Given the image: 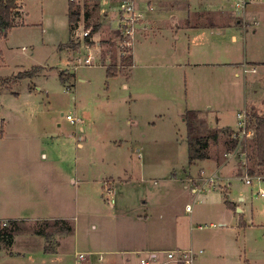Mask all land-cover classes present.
<instances>
[{"label":"rangeland","instance_id":"rangeland-1","mask_svg":"<svg viewBox=\"0 0 264 264\" xmlns=\"http://www.w3.org/2000/svg\"><path fill=\"white\" fill-rule=\"evenodd\" d=\"M71 2L81 11L78 49L66 47ZM134 2L149 22L130 50L120 46V0H23L14 26L0 32L1 80L39 69L0 89V219L8 229L15 222L12 250L27 253L8 254L0 239V264L51 258L44 237L29 234L40 229L65 237L60 256L69 264L79 252L97 258L139 245L158 252L202 248L210 257L226 240L225 247L234 244L231 254L205 264H264V180L253 175L247 183L244 162L226 153L228 136L211 139L207 150L220 168L213 160L190 163L188 144L191 112L204 114L197 125L204 136L235 128L244 109L264 115V0L247 8L240 26L236 17L244 12L232 0ZM208 7L235 21L188 28L194 10ZM88 28L91 37L104 33L102 54L86 44ZM254 163L252 157L249 167ZM216 172L215 187L192 191L191 178L201 183L202 173ZM50 217L70 219L74 232L58 233L63 220H44Z\"/></svg>","mask_w":264,"mask_h":264},{"label":"crops","instance_id":"crops-1","mask_svg":"<svg viewBox=\"0 0 264 264\" xmlns=\"http://www.w3.org/2000/svg\"><path fill=\"white\" fill-rule=\"evenodd\" d=\"M102 6L103 7L105 6L104 3L102 4ZM207 9L208 10H204V11H202L201 9H195L194 10V15H196V16L193 17V21H190L189 20L187 22L188 28H194V27L197 28V27H200V26L207 25V26H210L211 28L221 29V28L226 27L227 25H231L232 22L235 21V20H233L234 18H233V16H231L230 12L224 10L223 8H220V7L219 8H217V7L209 8L208 7ZM76 11L80 14V17H79V20H78V27L73 32L71 31L72 37L70 38L69 42L66 44V47H69V48L72 47V48L78 49L81 46V40H82V37L81 36L82 35L79 32L78 33L79 36L78 35L77 36L80 37V38L77 39V40H75V37L76 36H74L75 35L74 33L76 31H78L82 27H79V22H80V18H81V11L80 10H77V9H76ZM105 11H106V9H105ZM191 11L192 10H190V12ZM110 14L111 13H109V15H107L106 17H109ZM146 18H148L147 15H146ZM202 18H205V22H208L207 21L208 18L210 20H209V22L207 24H202L201 21H204ZM236 22H237V24H239V26L242 24L240 18H238V20ZM88 29L91 30L90 28H88ZM108 31L112 35V32L110 31L109 28H108ZM97 33H98V37L96 38L95 37V34H97ZM103 34L104 33H102L101 31H97L96 30L94 32V35L91 37L90 36L91 33H90L89 36L85 37L86 44L89 45V46H91V47H94L98 52L101 53V50L100 49H102V43L100 42L99 39H100L101 36H103ZM234 38L236 39V36ZM70 42H72V43H70ZM120 46H121V44H120ZM107 56H109L108 53H107ZM103 58L105 59V58H110V57H103ZM76 65H77V60H76ZM108 68H109V66H108ZM203 117L205 118L204 114H203V116L197 115V119H196L197 125H199V121L202 120ZM233 129L234 128L233 127H230V126H228V127H222V128L217 127V130H218V139H217V141L218 140H221L224 137H227L228 134H229V132L231 130H233ZM202 160H213V161H215L218 164V167L219 168L222 167L221 166V160H219L217 158H214V157H212L209 154L207 155L206 158H204V159H198L196 161H202ZM238 161H239L240 166H241L242 165L241 164V161L239 159H238ZM245 174H246V171H245ZM87 180H90V182L91 181L93 182L92 179H87ZM87 180H81V181L88 182ZM263 180H264V178H263ZM227 203H229V206L230 207H232L234 205L233 202H231V201H227ZM111 205L114 206L113 202H111ZM51 219H54V220L60 219V220L69 221V222L72 223V221L70 219H68V218H62V217L61 218H58V217L44 218V220H51ZM1 220H4V219L2 218V219H0V221ZM11 220H15V221L18 220L19 221L20 218H17V219L16 218H12ZM39 220H42V218L41 219L40 218L39 219H36V221H39ZM221 225H226V224H224V223L222 224L221 223ZM72 226L74 228L73 223H72ZM233 227H235V226H233ZM73 232H74V230L71 233H69V234H62V235L68 236V235L72 234ZM16 234L17 233L14 234L13 244L11 246H8V248L3 249V250H6L5 252H7L8 254H11V255L12 254H17L18 256H20L22 258H25L27 253L21 252V251H16V253H15L12 250V248L14 246V243H15ZM29 234L32 235V236L33 235H36L38 237H44V244H43L42 249H43V251H44L45 254L52 256L51 258H43L41 260V264H69L70 263V262L68 263L63 258L64 257V254L63 253H60L61 252V247H62V242H63V240H64L65 237L62 238V239L57 238V236L55 238H53V233L52 232H49V231L47 232V231L41 230V229L38 230V231H36V232H34V231L31 232V233L29 232ZM48 235H49V237H48ZM219 235L220 234L218 232H215L213 236H214V238H219ZM223 244H224V248L223 249H216V250L215 249H212L213 253H211L210 257L203 256L204 251L202 253H200L198 255V257H197L198 259L196 258L198 261L199 260L201 261L199 264H205L206 263V260L208 262L209 260H211V258H214V259H216V258H218V259L219 258H222L223 260H225L226 257L229 254H231L230 253V250H233V248H234L233 245L234 244L232 242L230 245H228V246L225 247V245L227 244V240L226 241H223ZM30 248H34V247H30ZM161 250H163V249H161ZM1 251L2 250H0V252ZM30 251H33V250H29V252ZM88 252H92V251H88ZM153 252H156V249H152L148 245H139L137 247H124V248H121V249L111 250V251L105 253V255L103 254L102 255L103 256L102 259H100L99 257H97V258H91L90 257L88 260L82 261V262H79L77 260V255L79 253H82V252H79V253H76L75 260L73 261L72 264H137L139 262V259H140L141 256H148L149 254H151ZM60 254H62L63 257L60 256ZM236 255H237V253H236ZM90 256H92V254ZM33 262H34V260H33ZM164 264H177V263H174V262H166ZM194 264H195V262H194Z\"/></svg>","mask_w":264,"mask_h":264},{"label":"trees","instance_id":"trees-1","mask_svg":"<svg viewBox=\"0 0 264 264\" xmlns=\"http://www.w3.org/2000/svg\"><path fill=\"white\" fill-rule=\"evenodd\" d=\"M19 0H0V32L4 35L7 34L8 30L14 26L13 24V14L14 12L21 11L18 7ZM76 6L73 2L69 5V22L70 29L73 32L78 27V20L80 14L76 11ZM72 43V42H70ZM69 46V45H68ZM131 58V57H130ZM129 58H124V61H127ZM39 71L38 67H35L28 71L19 72L13 78L0 79V89L8 88L10 84L13 82H18L19 80H23L27 77H32ZM64 72H61V76L63 78ZM109 75H116L114 68H108ZM190 121L188 126V144H189V160L190 163H194L198 159H204L207 157V150L209 148L210 140L218 139V130H215L213 133L204 136L199 135L197 131V119L196 112H191L189 114ZM249 123L251 128L254 130V135L246 140L245 142L239 143V140L233 137L234 129L231 130L228 134V139L225 141V145L227 146L226 153H229L231 150L237 149V159L241 161V164L244 159L250 163V159L254 157L255 163L254 167H249L250 164H244V170L250 176L257 175L264 178V115L253 114L249 116ZM253 148V150H252ZM3 222V221H2ZM0 221V239H4L8 246H11L14 241V234L17 231V225L15 222H12L14 227L12 229H8L2 225ZM63 226L58 228V232L61 234H69L74 228L69 221H63ZM49 237V235H48Z\"/></svg>","mask_w":264,"mask_h":264},{"label":"built area","instance_id":"built-area-1","mask_svg":"<svg viewBox=\"0 0 264 264\" xmlns=\"http://www.w3.org/2000/svg\"><path fill=\"white\" fill-rule=\"evenodd\" d=\"M111 0H104L105 3H109ZM120 16H121V46L127 50H130V48L134 45V40L136 34L140 31V29L147 28L148 26V19L146 18V15L139 11L134 0H120ZM261 0H232V8L236 10V12H244V15L242 18L243 23L245 21V15L247 14V8L254 4L257 3ZM19 6H23V0L18 1ZM21 10V8H19ZM148 21V22H147ZM245 26V24H244ZM91 33V30L87 29L83 31V36L87 37ZM78 64H81L83 61L81 58L78 60ZM93 61V58L91 54H89L84 62L86 64H91ZM249 111L246 109L240 111L238 113V121L237 125L234 128L233 132V137L237 138L239 140V143L245 142L246 140L250 139L254 135V130L251 128L250 123H249ZM67 118L72 121L76 122L74 117L72 115H67ZM231 152H234L235 155H237L238 150L235 149L234 151H230L228 154ZM227 154V155H228ZM233 154V155H234ZM247 159H244L243 162L246 164ZM203 172V171H202ZM216 177H217V172L214 173L210 177H205L204 174L202 173V176L199 177L200 180L203 182L201 183H196V179L191 178V184H192V191L195 194H198L200 192L206 191L207 188H213L216 185ZM258 179H262L261 176H256ZM247 183H251L253 176H250L248 173H246L245 177ZM260 194L264 196V189L260 190ZM187 210H192V207L190 205L187 206ZM3 226L7 225V222H2ZM214 225V224H211ZM199 228H203V225H198ZM203 250H194L193 248L187 249V250H181V251H175V250H166L163 252H153L149 254L148 256H141L139 259V262L137 264H164L166 262H174L177 264H194L196 258L200 253H202ZM164 258H163V256ZM90 258V255L88 253H79L77 255V260L79 262L86 261ZM100 259L103 258L102 255L99 256Z\"/></svg>","mask_w":264,"mask_h":264}]
</instances>
